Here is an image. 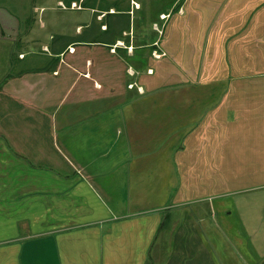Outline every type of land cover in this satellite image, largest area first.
<instances>
[{"label":"crops","instance_id":"0c3cea01","mask_svg":"<svg viewBox=\"0 0 264 264\" xmlns=\"http://www.w3.org/2000/svg\"><path fill=\"white\" fill-rule=\"evenodd\" d=\"M171 1L146 72L121 38L43 46V0H0V264H171L191 196L207 219L222 158L264 144V0Z\"/></svg>","mask_w":264,"mask_h":264},{"label":"rangeland","instance_id":"374dc122","mask_svg":"<svg viewBox=\"0 0 264 264\" xmlns=\"http://www.w3.org/2000/svg\"><path fill=\"white\" fill-rule=\"evenodd\" d=\"M59 1L66 8L59 6ZM74 1L79 7L85 2L83 5L87 7L68 8L70 0H43V23L47 25L49 21L52 22L50 26L43 28V46L48 47L52 41L55 42L59 38L55 35L61 32H66V37L70 40L103 41L121 38L123 44L133 48L134 54L132 53L129 59L134 63H143L147 72L150 60L156 54L154 49H158L156 44H152L157 43L162 36L160 32L165 20H162L161 14L168 16L174 1L134 0L138 2L137 7L140 6V10L135 9L133 0H82L83 3ZM110 6L115 8L114 12H107L106 18L98 16ZM131 7L133 9L131 16L114 15L116 10H131ZM91 8L96 14L89 10ZM48 18L51 19L47 20ZM62 23L65 25H60ZM105 24L108 32L102 31ZM77 26L84 29L81 36L75 33ZM124 30H130V35H122ZM51 36L53 37L50 39ZM82 48L87 47L77 49ZM37 54H40L38 50ZM15 59L16 51L13 53V62ZM47 59L46 54L43 53V64ZM4 70H6L4 67L0 68V72ZM219 87L216 84H209L203 90L214 88V92H220ZM226 102L230 103V101ZM224 114L231 121L236 116L228 108L224 110ZM240 141L245 147L247 141L242 139ZM258 143L260 142H256L255 145ZM255 149L254 145L250 146V157L244 152L241 153L239 165H235L236 162L228 157H224V160L222 158L220 164L222 190L218 193L221 195L218 199L212 200L207 193L204 195L205 198L201 199L207 219L203 218L202 221L194 219L193 213L198 204L195 201L197 197L194 194L191 196L192 204L188 207V211L192 209V217L189 223H184L185 228L188 227L186 228L187 243L181 250L175 252L171 264H264V188L256 187V184H264V180L252 178L253 173L264 171V144L262 147L259 146L258 150ZM228 150L227 147L224 151ZM244 159L247 162L249 159V162L243 163ZM185 213L187 214V209ZM159 250L163 252L162 248ZM164 250L166 252V249ZM161 262L163 263L162 260Z\"/></svg>","mask_w":264,"mask_h":264},{"label":"trees","instance_id":"16d2710c","mask_svg":"<svg viewBox=\"0 0 264 264\" xmlns=\"http://www.w3.org/2000/svg\"><path fill=\"white\" fill-rule=\"evenodd\" d=\"M108 32V31H107Z\"/></svg>","mask_w":264,"mask_h":264}]
</instances>
